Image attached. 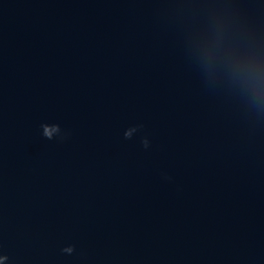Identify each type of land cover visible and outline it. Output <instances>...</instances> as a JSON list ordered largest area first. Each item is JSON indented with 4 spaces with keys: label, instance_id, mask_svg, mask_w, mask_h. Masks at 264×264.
<instances>
[{
    "label": "water",
    "instance_id": "1",
    "mask_svg": "<svg viewBox=\"0 0 264 264\" xmlns=\"http://www.w3.org/2000/svg\"><path fill=\"white\" fill-rule=\"evenodd\" d=\"M0 264H264V0H0Z\"/></svg>",
    "mask_w": 264,
    "mask_h": 264
},
{
    "label": "clouds",
    "instance_id": "2",
    "mask_svg": "<svg viewBox=\"0 0 264 264\" xmlns=\"http://www.w3.org/2000/svg\"><path fill=\"white\" fill-rule=\"evenodd\" d=\"M252 94H253V98H254L257 106H259L260 103H261V101H260L259 86H258V84H253V86H252ZM48 134L50 135V133H48ZM65 251L71 252L72 249L71 248H67V249H65ZM4 259H6V257H4Z\"/></svg>",
    "mask_w": 264,
    "mask_h": 264
}]
</instances>
